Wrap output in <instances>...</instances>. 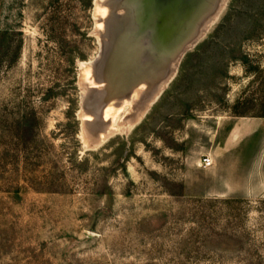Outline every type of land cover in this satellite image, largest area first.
<instances>
[{"label": "rangeland", "instance_id": "374dc122", "mask_svg": "<svg viewBox=\"0 0 264 264\" xmlns=\"http://www.w3.org/2000/svg\"><path fill=\"white\" fill-rule=\"evenodd\" d=\"M103 1L0 0V264H264V196L222 143L264 111V0H216L142 119L98 141Z\"/></svg>", "mask_w": 264, "mask_h": 264}, {"label": "bare ground", "instance_id": "6f19581e", "mask_svg": "<svg viewBox=\"0 0 264 264\" xmlns=\"http://www.w3.org/2000/svg\"><path fill=\"white\" fill-rule=\"evenodd\" d=\"M213 1L105 0L98 4V28L105 41L83 79L95 96V101L85 100L84 117L87 125L95 120L90 132H98V141L128 132L142 119L173 76L180 56L210 23Z\"/></svg>", "mask_w": 264, "mask_h": 264}, {"label": "crops", "instance_id": "0c3cea01", "mask_svg": "<svg viewBox=\"0 0 264 264\" xmlns=\"http://www.w3.org/2000/svg\"><path fill=\"white\" fill-rule=\"evenodd\" d=\"M224 123H230V129L222 142L223 149L234 152L237 189L244 198L264 196V111L256 117H237ZM222 157L215 162L218 172L229 155Z\"/></svg>", "mask_w": 264, "mask_h": 264}, {"label": "built area", "instance_id": "2783aa9c", "mask_svg": "<svg viewBox=\"0 0 264 264\" xmlns=\"http://www.w3.org/2000/svg\"><path fill=\"white\" fill-rule=\"evenodd\" d=\"M202 165L205 167V168H210L212 166V160L211 158L209 157H205L202 159Z\"/></svg>", "mask_w": 264, "mask_h": 264}, {"label": "water", "instance_id": "95a60500", "mask_svg": "<svg viewBox=\"0 0 264 264\" xmlns=\"http://www.w3.org/2000/svg\"><path fill=\"white\" fill-rule=\"evenodd\" d=\"M213 3H214V1L212 2V4H213ZM212 4L210 5V9H211Z\"/></svg>", "mask_w": 264, "mask_h": 264}]
</instances>
